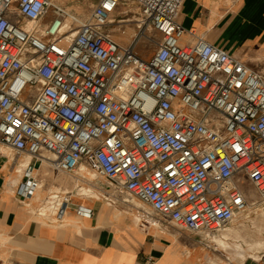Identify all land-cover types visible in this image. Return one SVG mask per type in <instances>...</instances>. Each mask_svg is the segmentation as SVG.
<instances>
[{
    "label": "built area",
    "instance_id": "2783aa9c",
    "mask_svg": "<svg viewBox=\"0 0 264 264\" xmlns=\"http://www.w3.org/2000/svg\"><path fill=\"white\" fill-rule=\"evenodd\" d=\"M129 2L137 15L117 19ZM183 3L101 0L81 22L53 0H0V144L77 182L93 171L108 181L95 183L100 199L139 202L146 223L154 214L215 242L264 204V76L204 38L182 45ZM112 25L136 31L123 44ZM50 197L57 213L44 218L63 219L73 192Z\"/></svg>",
    "mask_w": 264,
    "mask_h": 264
},
{
    "label": "crops",
    "instance_id": "0c3cea01",
    "mask_svg": "<svg viewBox=\"0 0 264 264\" xmlns=\"http://www.w3.org/2000/svg\"><path fill=\"white\" fill-rule=\"evenodd\" d=\"M53 1L82 22L101 0H93L91 5L86 3L84 13L79 12L81 6L76 0ZM130 3L136 5L133 2L121 5L115 13L117 19L138 13L130 9ZM179 21L187 30L180 39L182 45H193L204 38L264 76V0H184ZM108 30L115 38V33H119L117 25ZM5 148L0 144V260L3 264H259L260 257L264 264L263 250L253 257L246 253L242 259L231 253L232 249L228 253L221 248L218 239L224 238L229 229L216 235L212 242L204 234L168 224L154 214L146 217L150 221L146 223L138 214L135 204L139 202L131 205L119 200L112 205L103 199L80 197L68 183H56L48 177L51 171L61 172L38 159L29 156L28 160V155L17 156ZM28 167L40 185L30 199L20 194L21 187L27 183ZM55 187L73 192L66 215L59 220L39 215L38 209L42 206L33 201L41 188L48 193ZM249 199L256 201L250 196ZM80 206L91 209L92 216L80 215ZM259 211L247 218L241 217L234 224L238 228L234 239H240L247 248L251 241L261 240L255 233L257 219L252 217ZM50 215L53 213L45 217Z\"/></svg>",
    "mask_w": 264,
    "mask_h": 264
},
{
    "label": "rangeland",
    "instance_id": "374dc122",
    "mask_svg": "<svg viewBox=\"0 0 264 264\" xmlns=\"http://www.w3.org/2000/svg\"><path fill=\"white\" fill-rule=\"evenodd\" d=\"M59 2H63L62 0H58ZM94 1H96V0H94ZM78 5H80L81 7H79L78 8V10H79V12H82V13H84V10L85 9H87V7H85V5H86V3H88V5H91L90 3H92L93 2V0H81V2H79V1H75ZM131 5H129V7H130V9H132L133 11H135V12H137L138 11V8H137V6L135 5V4H132V3H130ZM137 14H135V16H136ZM115 25H112V27H114ZM135 31H136V29H135V26H133V27H128V29L126 30V32L124 33L125 35H123V34H121V32H119V33H115V35H116V39L119 41V42H121V43H123V44H125V42H129L130 41V38L134 35V33H135ZM123 39H125L126 41H124ZM154 49H155V47H152V46H148V47H144L143 45H142V51H143V54H145L146 56H149V55H151L152 53H153V51H154ZM48 173V172H47ZM87 173H89V175H88V179L89 178H91V174H96L95 172H93V171H90V170H88L87 169ZM48 177H51L54 181H56V183L59 181V182H61V183H68L69 185H70V188L71 189H73V188H75V194H77V195H79L80 197H83V198H94V199H100L101 197H100V191L99 190H97L96 189V191H94V193H91V194H82V192H81V187L83 186V187H87V188H91V184H90V182H77L75 179H74V177H72L71 175H66V174H64V173H58V172H54V171H51L50 172V174H49V176ZM55 178V179H54ZM58 179V180H57ZM60 180H63V181H60ZM65 180V181H64ZM76 182V183H75ZM95 182H96V184H108V181L105 179V178H102V177H100L99 179H97V180H95ZM95 182L93 183V184H95ZM76 184L78 185L79 184V187H76ZM243 188H244V190L247 192V194L252 198V199H259V197H258V194H257V192H256V189L254 188V186L251 184V182H249V181H247V180H244L243 181ZM51 187V186H50ZM41 190V189H40ZM39 190V191H40ZM39 191H38V193H39ZM41 196V195H40ZM39 196V197H40ZM37 197H38V194H37ZM46 195H43L42 194V196L40 197V200L38 201V205H40V206H44V205H46V203H45V199H46ZM124 197H127L126 195H124ZM137 205L139 204V203H136ZM35 212L37 213V210H35ZM51 213H53L54 214V211L53 212H51ZM250 213H255V210H254V207L253 208H251V210H250ZM263 217H262V216ZM252 217L254 218L255 217V219H257V227L255 228V233H256V235L258 234L260 237H259V239H261V240H258V241H263L264 242V211H259L256 215H253L252 214ZM259 223V224H258ZM234 226H237V225H234ZM234 226H232V227H234ZM236 229H238V228H236ZM235 235H236V233H235ZM234 237V236H233ZM233 242V241H232ZM250 242V241H249ZM251 243H252V241H251ZM247 248V247H246ZM234 249V250H233ZM252 250V249H251ZM256 250H258L257 248L254 250H252V251H250V250H248V251H250V252H248L249 254H254V253H256L257 251ZM264 251V248H262V249H260V251ZM231 253H236V250H235V248H232V250H231ZM234 263H236V262H234Z\"/></svg>",
    "mask_w": 264,
    "mask_h": 264
},
{
    "label": "bare ground",
    "instance_id": "6f19581e",
    "mask_svg": "<svg viewBox=\"0 0 264 264\" xmlns=\"http://www.w3.org/2000/svg\"><path fill=\"white\" fill-rule=\"evenodd\" d=\"M79 20H80V18H79ZM6 150L5 151H10V153H14L13 152V150L11 149V148H8V147H6L5 148ZM12 151V152H11ZM15 154V153H14ZM28 160L29 159H31L29 156H28V158H27ZM23 160V159H22ZM27 160V161H28ZM27 163V162H26ZM21 165V164H20ZM24 166V165H23ZM18 169V168H17ZM22 170V169H21ZM38 170V169H37ZM37 172H39V171H37ZM42 172V171H41ZM80 174H82L81 172H80ZM38 175V174H37ZM100 177H99V175L98 174H91V178H89L90 179V184H91V188H87V187H81V192H82V194H91V193H94V191H96V187H95V184H92V182L94 183L95 182V180H97V179H99ZM55 179V178H54ZM43 180V179H42ZM60 181H63V180H60ZM65 181V180H64ZM55 182V181H54ZM58 183H60V182H58ZM76 183V182H75ZM96 183V182H95ZM65 184V183H64ZM63 185V184H62ZM57 186H59V185H57ZM49 187V186H48ZM65 187V186H64ZM67 187V186H66ZM76 187H79V184L77 185L76 184ZM57 188L55 187L54 189L53 188H50V191H48V193H46L45 191H44V189L43 188H41V190L39 191V193L37 192V194H38V197H34L35 199L33 200V201H39L40 200V197L42 196V194L43 195H46L47 197H46V201H45V203H46V205H44V206H42V207H40L39 209H38V213H39V215H41V216H46V215H48L49 213L51 214V212H53L54 211V214H56L57 213V205L53 202V200H52V198L50 197L54 192H55V190H56ZM54 190V191H53ZM51 191H53V192H51ZM41 195V196H40ZM40 196V197H39ZM254 209H256L255 211H262V210H264V205H263V203L262 204H256V205H254ZM149 211H151L150 209H149ZM236 226H234V227H231L228 231H227V233H225L224 234V238H221V239H218V242H219V245H220V247L221 248H223V249H225L228 253H230L229 252V250L230 249H232V248H235V250H236V253H235V255H236V257H242V259H244L245 258V254L246 253H248L247 251L248 250H253V249H255V248H257L258 250H257V252H260V249H262V248H264V242H254V243H251V244H249V247L248 248H246V246H243V243L240 241V239H234L235 237H237L236 235H235V233H237L236 232V228H235ZM234 236V237H233ZM233 241V242H232ZM258 253H254L253 255H251V257H253V256H256Z\"/></svg>",
    "mask_w": 264,
    "mask_h": 264
}]
</instances>
